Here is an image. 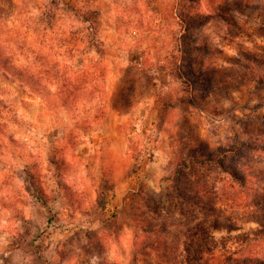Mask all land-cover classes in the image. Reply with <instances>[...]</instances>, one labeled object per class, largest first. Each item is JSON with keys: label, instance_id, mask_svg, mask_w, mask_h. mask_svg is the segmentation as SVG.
Segmentation results:
<instances>
[{"label": "rangeland", "instance_id": "rangeland-1", "mask_svg": "<svg viewBox=\"0 0 264 264\" xmlns=\"http://www.w3.org/2000/svg\"><path fill=\"white\" fill-rule=\"evenodd\" d=\"M56 2L0 0L3 264L264 261V0Z\"/></svg>", "mask_w": 264, "mask_h": 264}, {"label": "trees", "instance_id": "trees-1", "mask_svg": "<svg viewBox=\"0 0 264 264\" xmlns=\"http://www.w3.org/2000/svg\"><path fill=\"white\" fill-rule=\"evenodd\" d=\"M51 4L57 5L56 0H51ZM217 17L226 21L224 14H220ZM217 17H214V15L210 14V15H205V16H198L196 17V20L192 19L191 21L193 23L198 24L203 21L210 22L213 18H217ZM196 155L197 156H194V157H196L197 159H193L196 161L191 160V161L184 162L182 164L183 169H189V170L195 171L197 164L201 166H205V165L214 163V160L212 159V157H210V155L209 156L206 155V157L204 158L200 157L202 155H198V154ZM220 166L222 167V165ZM240 188L242 190L247 189V182L245 181V178L243 177H241V180H240ZM40 200H43V197H41ZM253 205L257 208L258 211H264V196L260 198L259 203H256V205L253 203ZM212 240L213 238L211 236L209 228L204 224H200L198 228L194 229V231H192L191 233L189 232V234L186 237V240L183 243V251H184L183 263L184 264H199L203 251L205 249H208V246L212 243ZM249 260H251L250 262H253L254 259L249 258ZM254 262H256L257 264H264V261L261 259H257L256 261L254 260ZM226 263L230 264L231 261L227 260Z\"/></svg>", "mask_w": 264, "mask_h": 264}, {"label": "clouds", "instance_id": "clouds-1", "mask_svg": "<svg viewBox=\"0 0 264 264\" xmlns=\"http://www.w3.org/2000/svg\"><path fill=\"white\" fill-rule=\"evenodd\" d=\"M0 264H3V261L2 260H0Z\"/></svg>", "mask_w": 264, "mask_h": 264}]
</instances>
